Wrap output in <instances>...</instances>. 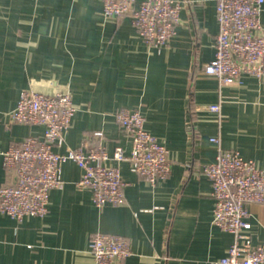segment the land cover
<instances>
[{"label":"crops","instance_id":"1","mask_svg":"<svg viewBox=\"0 0 264 264\" xmlns=\"http://www.w3.org/2000/svg\"><path fill=\"white\" fill-rule=\"evenodd\" d=\"M217 30L215 0H185L175 33L159 48L143 41L131 14L104 18L102 0H0V186L14 182L3 152L43 131L8 119L25 89L72 96L75 113L55 151L84 143L109 153L120 145L128 154L114 112L138 109L170 164L168 176L150 184L121 161L125 203L96 206L91 190L76 183L81 169L64 162L45 216L17 222L0 212V264H94L88 243L96 232L128 240L131 253L115 264H219L233 236L212 222L202 167L218 148H235L264 167V80L243 74L221 84L204 73ZM215 103L218 112L206 108ZM96 130L103 136H93ZM247 209L244 233L255 245L264 241V203Z\"/></svg>","mask_w":264,"mask_h":264},{"label":"built area","instance_id":"2","mask_svg":"<svg viewBox=\"0 0 264 264\" xmlns=\"http://www.w3.org/2000/svg\"><path fill=\"white\" fill-rule=\"evenodd\" d=\"M185 0H102L104 18L131 14L143 41L159 48L175 33L179 11ZM264 0H215L218 30L213 58L204 73L221 84L237 82L243 74L264 80V24L260 14ZM208 110L219 111V104ZM75 113L70 92L46 94L22 90L8 112L10 122L43 126L41 135H28L14 142L2 154L4 170L14 182L0 186V212L17 222L25 216L43 217L48 211L50 191L61 182L62 164L73 161L81 175L77 185L89 188L96 206L125 203V182L119 163L130 168L150 184L165 179L170 172L168 149L145 128L138 109H118L114 116L130 141V150L117 145L109 153L103 144L84 148V143L64 152L53 149L61 144ZM102 137L101 131L92 132ZM113 160L114 163L110 161ZM211 183L212 222L232 234L233 240L219 264H264V241L250 245L247 205L264 203V167L244 158L235 148H218L215 159L203 165ZM88 252L94 264H115L131 253L128 240L117 234L91 235Z\"/></svg>","mask_w":264,"mask_h":264}]
</instances>
